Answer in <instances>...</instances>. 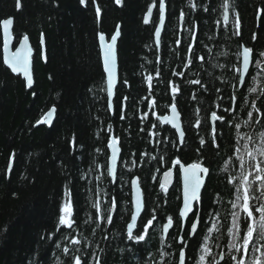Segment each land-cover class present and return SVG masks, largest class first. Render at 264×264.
<instances>
[{
	"label": "trees",
	"instance_id": "trees-1",
	"mask_svg": "<svg viewBox=\"0 0 264 264\" xmlns=\"http://www.w3.org/2000/svg\"><path fill=\"white\" fill-rule=\"evenodd\" d=\"M150 2L151 0H124V5L118 6L114 0H98L102 8V18L101 23L97 25L93 7L81 6L78 0H58L59 7L55 6L54 0H22L23 7L20 11L15 9L14 0H0V18L15 17V42H18L22 34H27L34 49V84L32 89H26L23 80L11 74L2 64L0 31V264H32L33 260H36L37 264H55L57 258L66 259L60 256V250L52 243L53 240L62 243L59 234L53 236L52 240L40 239L42 235L47 236L54 229L57 206L61 202L65 185L73 188L75 203L78 208L83 209L79 212V217L81 228L93 245L89 251H94L97 244L103 247L106 252L105 264H137L139 256H133L127 251L131 242L116 235L123 225V220L112 229L109 241H105L100 232L92 236L83 226L82 221L89 211L86 204L89 189L98 185L117 195L121 200L122 215L127 216V210L130 208L129 181L135 176H140L150 206H157L160 215L176 213L180 205L177 197L181 195V191L175 175L166 196L160 192L158 184L151 176L160 178L161 172L169 166L165 161L175 155L182 156L188 162L196 159L194 149L198 145L197 133L207 139L210 129L207 125L202 130L189 127L188 121L192 120L194 123L195 120L194 109L201 105L191 99L185 86L184 95L180 98V107L186 115L184 127L188 129L187 146L183 152H177V149L168 143L159 144L139 131L145 124L138 127L137 121L140 114L147 111L143 101L147 94L146 86L142 83L141 74L146 75L156 67L153 63L157 54L153 45V22L158 20L157 9L153 10L149 24H144L142 20ZM166 2L167 30L162 32V47L158 50L164 61L162 80H179L171 77L170 71L180 63L179 59L172 55L175 48L173 41L178 35L187 36L186 31H179L177 18L181 10L186 13L187 22L194 20L200 24L202 42L213 49L212 55L208 57L212 63L217 60L229 65L235 62L232 54L236 50V39L229 41L230 32L221 36L214 28V20L219 18V5L222 0H193L198 5L211 4L216 9L211 15L203 12L202 8L191 10L190 0ZM235 6L242 19V42H248L252 46L250 36L256 32L258 41L254 47L256 50L264 49V18L259 21L256 18L257 10L264 8V0H235ZM117 24L121 25V37L117 46L119 77L126 78L129 82V86L119 88L121 96H129L128 118L125 121L118 120L106 110L107 95L102 91L105 84L97 40L98 31L110 37ZM183 27L187 29L189 24L185 23ZM210 29L212 31H209ZM41 32L45 34L47 63L43 62L40 56ZM212 32H217L215 40L218 43L209 41L207 35H204H211ZM204 51L200 54H204ZM220 52H228L229 56H220ZM205 67L208 72L220 75V69H212L208 65ZM192 71L195 72L196 69ZM50 76L52 79H49ZM224 78H229V74ZM204 79L208 80L210 77L204 74ZM155 91L159 104L156 111L163 113L168 104V96L163 95V83H160ZM227 91L230 92L231 88ZM240 91L242 98L236 115L243 120L245 107L251 97L246 89ZM33 92L36 93L35 96ZM200 99L203 101V109L214 107L218 103L215 95L211 93H206ZM115 102L114 97V105ZM53 104L57 107V113L52 126L36 125V121ZM200 115L203 117L205 112L202 110ZM152 119L155 122V117ZM108 124H112L114 133L121 136L122 151L126 153L123 162L118 164V184L112 183L111 178L107 177L106 168L94 170L97 164H105ZM166 127L169 126L160 125L161 136L171 138V131H163ZM73 138L77 140L75 145L72 143ZM233 139L234 132L223 137L219 156L206 153L214 171L206 182L203 195L210 203L217 197L222 201L219 205L206 206L208 212L215 207L216 211L226 215L230 207L228 202L234 198L233 190L226 183L222 171ZM96 149L100 151L97 152ZM13 150L16 153L13 174L10 180L4 179L7 158ZM137 153L142 158L132 167L130 162L137 158L133 155ZM145 153L147 155H143ZM152 157L162 158L161 163H157ZM101 172L104 176L100 181H96L95 177ZM85 175L87 179L84 178ZM13 193L16 195L13 196ZM158 229L159 225L157 231ZM206 234L205 229V232L201 233V240ZM211 243L214 251H220L226 240L224 236H220ZM217 245L220 247H216ZM158 246V236H154L152 245L149 246L154 258H157ZM171 251L175 252V248ZM44 256L47 257L46 262L41 260ZM149 258L148 253H145V260ZM189 264H192L191 260ZM222 264H229L227 258Z\"/></svg>",
	"mask_w": 264,
	"mask_h": 264
},
{
	"label": "snow or ice",
	"instance_id": "snow-or-ice-1",
	"mask_svg": "<svg viewBox=\"0 0 264 264\" xmlns=\"http://www.w3.org/2000/svg\"><path fill=\"white\" fill-rule=\"evenodd\" d=\"M78 2L81 6L93 7L94 18L99 25L102 8L98 0H78ZM54 3L59 7L58 0H54ZM114 3L123 6L124 0H114ZM14 7L20 11L23 7L22 0H14ZM167 7L166 0H151L142 17L143 23L149 24L153 10L157 9L158 22H153V45L157 50L153 63L156 67L146 75L141 74L142 83L146 86L147 94L143 97V101L147 111L140 114L137 126L145 124V127L139 128L140 132L159 144L168 143L176 148L177 152H183L184 147L187 146L188 129L184 127L186 115L180 107V98L183 97L187 86L191 99L201 105L194 109L195 120L194 123L192 120L188 121L189 127L202 130L207 125L210 134L206 139L197 133L198 145L194 149L196 159L188 162L182 156L175 155L174 158L165 161L169 166L163 170L162 179L155 175L151 176L165 196L169 192L174 175L177 183L182 186L181 195L177 197L180 205L174 215H160L157 206H150L141 177L135 176L129 181L130 208L127 210V216L122 215L121 200L118 196L97 185L88 190L86 204L89 211L82 221L83 226L92 236L100 232L103 234V239L109 241L112 229L123 220V225L116 235L131 242L127 251L133 256H139L137 264H189V260L192 264H222L226 258L229 264H264V49L256 50L254 47L255 42L258 41L256 32L250 36L252 46L248 42H242V19L235 6V0H222L219 5V18L214 20V28L221 36L225 32H230L229 41L236 39V50L232 54L235 62L230 65L220 63L218 60L212 63L208 57L212 55L213 49L202 42L200 24L194 20L187 22L186 13L181 10L177 18L179 31L181 33L186 31L187 36L178 35L173 41L175 48L172 50V55L177 57L180 63L177 68L170 71V76L179 80H162L164 61L158 50L162 47V32L167 30ZM189 7L193 11L202 8V11L209 15L216 10L211 4L198 5L193 0H190ZM256 18L258 21L264 18V8L257 10ZM185 23L189 24L187 29L183 27ZM14 25L15 17L0 18V31L3 35L2 64L12 74L22 77L27 89H32L34 49L27 34H22L18 38V46H13V40L16 39L13 35ZM257 26L259 27V24ZM204 35H207L209 41L218 43L215 40L217 32H212L211 35L204 33ZM97 37L99 57L102 61V79L105 84L102 91L107 95L106 110L118 120L125 121L128 118L129 96H121L119 88L129 86V82L126 78L121 79L118 74L117 41L121 37V25L115 26L110 38L102 31H98ZM39 43L41 59L47 63L43 32L40 34ZM201 51H204V54H200ZM219 55L228 57L229 53L220 52ZM205 65L212 69H220V75L208 72ZM193 69L196 71L193 72ZM204 74L210 79L205 80ZM226 74H229V78H224ZM49 79L52 77L50 76ZM160 83H163V95L168 96V104L163 113L156 111L159 104L155 89ZM228 88H231L230 92L227 91ZM241 89H246L251 97L245 107L243 120L236 115L242 98ZM206 93L215 95L218 103L214 107L203 109V101L200 98ZM32 94L36 95L35 92ZM202 110L205 112L203 117L200 115ZM56 113L57 107L53 104L36 121V125L51 127ZM152 117H155V122ZM160 125L170 126L163 131H171V138L161 136ZM107 131L105 164L103 166L97 164L94 170L106 168L107 177L111 178L112 183L118 184V164L123 162L126 153L122 151L121 136L114 133L112 124H108ZM231 132H234V139L229 145L230 153L223 162L222 171L226 183L233 190L234 198L229 200L230 207L224 215L216 211L215 207L211 212L206 210V206L212 207L222 203L219 197L210 203L203 195L206 182L214 171L206 153L219 156L222 150L221 141ZM72 143L73 145L77 143L76 138H73ZM96 151L99 152L100 149ZM133 155L137 158L130 163L135 167L142 156L138 153ZM15 158V151H10L3 172L4 179L10 180ZM152 159L157 163H161L162 160L160 157H152ZM103 176L104 173L101 172L95 180L100 181ZM84 178L87 179V176L85 175ZM12 195L15 196L16 193ZM82 210L75 203L73 188L65 185L61 202L57 206L54 229L47 236L40 237L41 240H52L53 236L59 234L62 238V243L55 240L52 243L60 250V256L66 259L57 258L55 264H105L106 252L103 247L97 244L94 251H89L93 245L81 228L79 212ZM157 225H159L158 231ZM205 229L207 234L201 240V233L205 232ZM154 236H158L157 258L152 257L149 248ZM220 236H224L226 243L220 251H214L211 241ZM172 248H175V252L171 251ZM145 253L150 257L148 260H145ZM41 260L46 262L47 257L44 256ZM32 264H37V261L33 260Z\"/></svg>",
	"mask_w": 264,
	"mask_h": 264
},
{
	"label": "water",
	"instance_id": "water-1",
	"mask_svg": "<svg viewBox=\"0 0 264 264\" xmlns=\"http://www.w3.org/2000/svg\"><path fill=\"white\" fill-rule=\"evenodd\" d=\"M1 35H2V31H1ZM97 39H98V37H97ZM119 40V39H118ZM14 42H15V40H13V46L15 45L14 44ZM98 43H99V41H98ZM31 44V43H30ZM117 44H118V41H117ZM16 46H18V44L16 45ZM32 46V45H31ZM15 47V46H14ZM2 54H3V35H2ZM117 57H118V54H117ZM42 61L44 62V60L42 59ZM101 64H102V61H101ZM118 71H119V65H118ZM22 78V77H21ZM114 99V98H113ZM163 174V173H162ZM134 178V177H133ZM160 179H162V175H161V177H160ZM173 183V182H172ZM181 186V185H180ZM182 187V186H181Z\"/></svg>",
	"mask_w": 264,
	"mask_h": 264
},
{
	"label": "bare ground",
	"instance_id": "bare-ground-1",
	"mask_svg": "<svg viewBox=\"0 0 264 264\" xmlns=\"http://www.w3.org/2000/svg\"><path fill=\"white\" fill-rule=\"evenodd\" d=\"M157 22H158V20H157ZM153 38H154V34H153ZM17 45V42H16V44L14 45V46H16ZM2 59H3V54H2ZM42 60V59H41ZM6 67V66H5ZM9 72H10V70H9ZM11 73V72H10ZM12 74V73H11ZM13 75H15V74H13ZM21 78V77H20ZM22 79V78H21ZM25 85V84H24ZM27 89V88H26ZM161 173H163V172H161ZM180 189H181V186H180Z\"/></svg>",
	"mask_w": 264,
	"mask_h": 264
},
{
	"label": "rangeland",
	"instance_id": "rangeland-1",
	"mask_svg": "<svg viewBox=\"0 0 264 264\" xmlns=\"http://www.w3.org/2000/svg\"><path fill=\"white\" fill-rule=\"evenodd\" d=\"M17 44H18V42H17Z\"/></svg>",
	"mask_w": 264,
	"mask_h": 264
}]
</instances>
